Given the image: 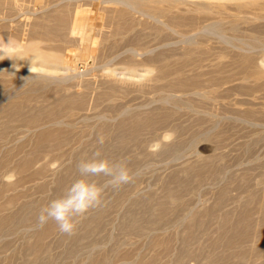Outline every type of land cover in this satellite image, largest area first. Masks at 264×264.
<instances>
[{"label":"rangeland","instance_id":"obj_1","mask_svg":"<svg viewBox=\"0 0 264 264\" xmlns=\"http://www.w3.org/2000/svg\"><path fill=\"white\" fill-rule=\"evenodd\" d=\"M8 40L0 264H264V0H0ZM97 150L132 180L38 226Z\"/></svg>","mask_w":264,"mask_h":264},{"label":"clouds","instance_id":"obj_2","mask_svg":"<svg viewBox=\"0 0 264 264\" xmlns=\"http://www.w3.org/2000/svg\"><path fill=\"white\" fill-rule=\"evenodd\" d=\"M16 45L11 41H0V60L12 58ZM13 67L17 65L13 64ZM31 72V69H29ZM78 176L66 189L44 204L37 215V225L42 227L53 221L59 232L71 235L76 228L78 218L89 209L101 205L107 188L118 189L132 180V175L123 160H109L99 150L92 157L80 159L76 164ZM107 179L103 184L91 179L97 176Z\"/></svg>","mask_w":264,"mask_h":264},{"label":"bare ground","instance_id":"obj_3","mask_svg":"<svg viewBox=\"0 0 264 264\" xmlns=\"http://www.w3.org/2000/svg\"><path fill=\"white\" fill-rule=\"evenodd\" d=\"M82 14H84V13H82ZM77 15V14H76ZM78 15H80V14H78ZM81 22V21H80Z\"/></svg>","mask_w":264,"mask_h":264}]
</instances>
